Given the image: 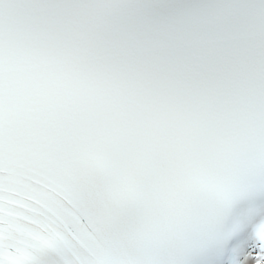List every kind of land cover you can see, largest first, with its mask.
Returning a JSON list of instances; mask_svg holds the SVG:
<instances>
[{
    "label": "snow or ice",
    "instance_id": "snow-or-ice-1",
    "mask_svg": "<svg viewBox=\"0 0 264 264\" xmlns=\"http://www.w3.org/2000/svg\"><path fill=\"white\" fill-rule=\"evenodd\" d=\"M0 264H264V0H0Z\"/></svg>",
    "mask_w": 264,
    "mask_h": 264
}]
</instances>
